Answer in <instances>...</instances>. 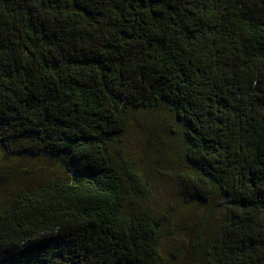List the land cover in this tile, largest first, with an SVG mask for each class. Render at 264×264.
<instances>
[{
  "label": "trees",
  "instance_id": "trees-1",
  "mask_svg": "<svg viewBox=\"0 0 264 264\" xmlns=\"http://www.w3.org/2000/svg\"><path fill=\"white\" fill-rule=\"evenodd\" d=\"M162 109L179 195L223 211L190 264H264V0H0V169L63 167L0 198V264H168L165 219L124 210L141 182L109 151Z\"/></svg>",
  "mask_w": 264,
  "mask_h": 264
},
{
  "label": "rangeland",
  "instance_id": "rangeland-1",
  "mask_svg": "<svg viewBox=\"0 0 264 264\" xmlns=\"http://www.w3.org/2000/svg\"><path fill=\"white\" fill-rule=\"evenodd\" d=\"M135 116L136 121L109 149L113 158H120L121 165L129 159L141 182L137 195L133 191L126 194L124 210L146 208L164 218L162 257L168 264H190L196 232L218 225L223 211L216 201L212 205L187 203L179 195L173 178L182 167V127L173 117L163 109ZM61 165V161L47 157L7 162L0 169V175L8 177L0 185V198L63 172Z\"/></svg>",
  "mask_w": 264,
  "mask_h": 264
}]
</instances>
